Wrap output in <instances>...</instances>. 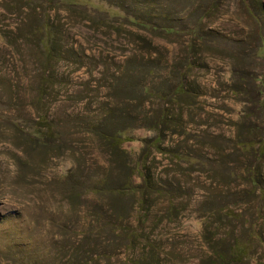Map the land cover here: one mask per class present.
<instances>
[{
	"label": "rangeland",
	"instance_id": "374dc122",
	"mask_svg": "<svg viewBox=\"0 0 264 264\" xmlns=\"http://www.w3.org/2000/svg\"><path fill=\"white\" fill-rule=\"evenodd\" d=\"M0 264H264V0H0Z\"/></svg>",
	"mask_w": 264,
	"mask_h": 264
},
{
	"label": "trees",
	"instance_id": "16d2710c",
	"mask_svg": "<svg viewBox=\"0 0 264 264\" xmlns=\"http://www.w3.org/2000/svg\"><path fill=\"white\" fill-rule=\"evenodd\" d=\"M262 48H260V50H261ZM122 133V132H121ZM121 136H123L122 134H120ZM121 136H118V137H120V139H121ZM117 139L118 138H110L109 140H110V142H112V145H114V146H116L117 145ZM118 195H120V194H122L123 193V189L121 190V189H119L117 192H116ZM232 254H231V259H233V262L235 261L236 262V258H238L239 259V257H241V258H245V251H241V252H235V249L233 248L232 250ZM218 258L220 259V260H222V261H225L226 260V258H224L223 257V255H218ZM242 260V259H241Z\"/></svg>",
	"mask_w": 264,
	"mask_h": 264
}]
</instances>
